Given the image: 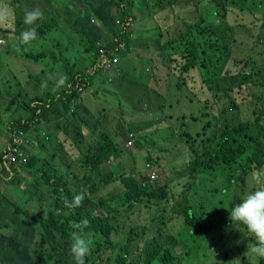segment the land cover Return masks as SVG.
Wrapping results in <instances>:
<instances>
[{"label":"trees","instance_id":"obj_1","mask_svg":"<svg viewBox=\"0 0 264 264\" xmlns=\"http://www.w3.org/2000/svg\"><path fill=\"white\" fill-rule=\"evenodd\" d=\"M43 1H48L50 6L45 13L32 0H21L15 9L16 13L19 11L24 13L25 10L37 7L43 11L44 19L33 27L36 30L37 39L44 38L50 29L60 25L56 17L57 12H64L60 1H63L65 7V0ZM187 1H192L195 6L198 2H202L200 0ZM208 1L210 3L206 4H210V6L206 12L199 14L193 23L187 22L186 30L174 38L167 37L162 41L161 48L167 53L170 60L174 61V58L178 56L181 62L175 81L173 80L172 84L168 83L167 86L159 90L145 84L139 95L135 96L140 107L137 109L138 112L143 115H158L166 105L171 107L170 96L178 97V93H180L187 98L193 97V91L186 83L188 77H193L195 72L200 74L201 83L206 87V92L198 97L200 104H204L201 113L192 117L193 122H200V128L195 131L194 128L189 130L187 123H183L185 128L178 134L179 143L183 146L179 147L178 144L173 143L171 151L166 146L156 151V153L163 152L162 157L164 156L167 162L160 168L163 169L167 166L170 169L168 172L170 177H164V179H157L161 176V172L157 171V174L153 170V172L148 171L147 174H144L138 168L137 160L141 161L145 170L148 165L153 164L155 158L150 151H147L146 154L140 153L141 158H136L134 152L129 156L127 148L123 149L118 146V141L112 144L111 142L114 140L103 131L99 134V137L102 138L99 141L101 144L97 148L93 147L98 142L88 141L85 137L87 131L93 132V127L90 126V122L84 115L85 112L78 104L81 95L78 86H82L83 89L91 86L97 87L110 77L103 70V66H97L104 55L100 51L101 49L109 57H112L119 54L120 51H127L131 48L133 40L138 36H131L129 33L133 30L136 18L134 8L146 9L147 15L150 14L151 17H154L156 13L152 10L155 11V8L161 9L162 7L163 9L172 8L177 6L178 0H85V2L69 0L66 2L68 8L73 12L70 20H68L67 14L63 13L65 19L68 20L66 23L78 35L79 43L76 42L74 47L80 49L82 53H86L89 61L77 69L74 67L78 63L75 61L71 63V69L63 72L67 77V84L63 86L65 88L55 96H50L48 93L47 98L32 96L30 102L23 105V108L30 110H28L27 118H15L7 128L11 133L18 128L27 131L30 127L37 131L36 126L39 123L49 121L56 123L61 117L65 118V121L63 123L59 121V126H57L58 137L61 138V141L55 134L44 131L42 133L44 140H39L38 146L48 152L50 142L55 149L60 150L64 143H67V139H71L72 133L76 131L79 137L83 136L87 147L79 165L85 164L92 167V170L100 171L99 177L102 181H109L118 176L126 189L123 204L130 201L132 206L124 208L126 217L122 216L120 220H117L113 214L118 210L116 205H112L109 201H97L92 194L86 193L87 190L94 192L98 187L97 183L91 182L90 175L85 174L80 178L75 170L70 168V164L69 168L64 167V170L55 168L52 162L37 159L40 165L39 169L34 167L38 174L34 180L37 184L31 182L30 189H39L38 185L42 182L51 186L44 184L47 186V190L36 192V196L40 200H42V196L49 200L48 215L41 218L36 216L33 220L36 222L41 238V241L37 243L38 248L33 245L37 264H50L49 253L47 252L44 256L41 254L44 250V241L47 242L48 248L54 252L55 257L62 256L65 259L55 258L54 264H72L74 260L70 255L71 234L73 231H78L76 225L85 220L88 223L86 227H83L82 234L90 237L93 241L90 253L85 257V264H181L180 257L191 258V264H264V258H258L249 252L248 241L241 235V227L244 226L236 223L237 226L232 227L229 220L231 208L240 202L244 194L254 190L253 188L246 189L247 177H252L254 170L259 172L264 166V140L260 141V138L264 139V56L261 51H258L257 56L259 55L260 58L249 56L242 59L245 66L235 71H232L233 67L229 68L231 69L229 71L226 68V62L223 63L217 59V52L220 55L225 54L229 48L228 43L235 40L236 30L239 27H246L249 31L252 29L263 31L264 21L260 17H264V11H260V9H264V0ZM241 1H244V6L240 5ZM113 14L119 17L117 23L115 16L111 17ZM94 16L98 18V21ZM89 18H92L93 21L96 20V24H94L96 33L87 27ZM74 23L79 27L73 25ZM29 29L31 27H26L20 21L16 25L15 32L21 33ZM196 29L199 32L198 38H196ZM160 35L161 33L156 31V35L153 37ZM0 36L6 38L7 42L13 39L8 27L0 26ZM99 37H102L103 42ZM25 55L35 60L48 57V53L44 51L33 52L31 50L25 52ZM52 56L56 61L57 59L59 62L65 61L62 53L58 55L59 58H56L54 54ZM162 58H164L163 55ZM146 61L148 65L152 63V67L156 66L152 57ZM234 62L236 63L237 60ZM217 64H221V66ZM148 65L144 66L141 73L137 74L138 77L141 74L143 77L146 76L143 80L146 82L150 77ZM50 66H45L41 72L50 76L49 81H53L59 75L54 69L55 67ZM118 68L121 71L120 66ZM116 69L113 67V70ZM122 73L126 75L123 69L116 75L119 74L118 77L124 81ZM99 75L103 77L100 81H98ZM193 79L196 78L193 77ZM114 80V76L111 77L109 84ZM200 88L202 93L204 86L201 85ZM145 89L146 92L142 94ZM131 97L133 96L131 95ZM127 99H130L129 95ZM56 103L61 106L60 109L55 105ZM19 107L20 104L16 110ZM68 107L72 112L70 117L67 115ZM193 124L196 125V123ZM167 135L175 136L173 131ZM124 136L126 139L128 138L127 134ZM29 137L34 140L33 136L29 135ZM143 140L140 142L144 143ZM137 145L140 144L136 143V148H138ZM67 152L70 154L67 147L66 150L63 148V154L66 155ZM180 153L186 154L183 164L175 162ZM111 156L116 159V166L102 172L100 165H104ZM158 156L159 154L156 158H159ZM28 165L31 166V162ZM236 168H242L243 171L240 174H229ZM200 173L215 176L219 174L218 176L230 186V198L222 217L217 215L212 208H209L208 211L204 210L201 200L195 197L194 194L197 193L195 186L198 182L193 183V178ZM184 175L187 176V180L184 179L186 180L184 187L179 193H175L177 186L182 184L181 180ZM175 177L181 182H175ZM190 188L192 189L190 194L184 198L185 192ZM76 194L84 195L83 202L77 207V215L73 209L65 207V200L71 202ZM0 198H3L1 190ZM137 201L143 202L145 211L148 209L152 211L153 215L145 216V218H147V222H154L152 227L157 228L155 233L161 241L144 243L145 229L149 226L139 222L140 216L144 215V210L133 204ZM9 205L14 209H11ZM57 210L60 213H56ZM174 215L179 217L180 224L183 222L188 226L189 232L205 236L206 242H212L217 246L218 250H215L214 253L217 261L211 262L206 259L202 261L196 258L197 247L195 244L189 246L188 239L182 235L179 238L174 237L169 233V227L165 234L167 223L173 224L174 228V223L171 220ZM2 217L4 219L1 220ZM29 217L28 210L22 206L14 205L11 202L1 204L0 201V230L6 227V224H11V228L1 234L12 237L9 240L13 243V247L9 248V251L5 249L6 246L3 242L0 243V264H35L30 259H23L22 257L25 255L18 253L22 248L28 249V246H25L27 237L18 238L19 232L29 229L28 233L34 235L35 226ZM214 218L220 220H209ZM140 230L141 234L138 232ZM246 232L248 233L247 230ZM55 234L61 237L57 241L53 240ZM168 235L170 236L167 238ZM228 235L233 246L229 247L231 254L226 250ZM250 239L254 244L256 243L251 234ZM26 245L32 246V243L28 241ZM176 247L181 249L182 256L179 257ZM236 252L237 256L234 258L232 254ZM246 254L251 258L249 259Z\"/></svg>","mask_w":264,"mask_h":264},{"label":"rangeland","instance_id":"obj_2","mask_svg":"<svg viewBox=\"0 0 264 264\" xmlns=\"http://www.w3.org/2000/svg\"><path fill=\"white\" fill-rule=\"evenodd\" d=\"M10 1L11 0H5L3 3L7 4L10 7L9 13L11 14V9L13 6L11 7ZM32 1L34 4L40 6L43 9L44 13L50 8L48 1ZM67 1L69 0H65V7L63 1H60V6L67 14L68 20H70L73 12H71V10L68 8V5L66 3ZM81 1L85 2V0ZM200 1L202 2H198L195 6L192 1L178 0L179 3L177 4V6H174L172 8L167 7L163 9L162 7L161 9L155 8V11L152 10L156 13V16L154 17H151L150 14L147 15L148 12L146 9L143 10L142 8H134L136 18L134 19V24L132 27L133 30H131V32L129 33L131 34V36H138L133 40L132 48H129V50L127 51H120L119 54L115 55L119 57V62L117 66H115L117 67V69L113 70V68H106L104 70L105 73L110 76L108 77V79L106 78V80L97 87L91 86L87 89H81V92H79L81 95L78 100V104H80V108L85 112L84 115L90 122V126L93 127V132L87 131L85 133V137L88 141L98 142L93 147L97 148L101 144V142H99L101 138L99 137V134L101 131H103L107 133L112 140H114L111 142L112 144H114L115 141H118V146L123 147V149L127 148V150H125L127 151L129 156L132 152H134L136 158H141L140 153L146 154L147 151H150L155 158V161L153 162V169H151L150 165L145 170L140 160H137L136 162L138 164V168L141 170V173L147 174L149 169L151 172H153V170H155L156 172H161V176H159L157 179L170 177V173H168L170 169H168L167 166L163 169L160 168L161 165H166L167 162L166 158L164 156L162 157L164 153L161 151H158V153H156V151L164 146H166L171 151L173 143L178 144L179 147L182 145L179 143L180 140L178 139V134L182 131L183 128H185L183 126V123H187V129L189 130L190 128H194L195 131L200 128V122H193L192 117L200 115L201 113V108H203L204 104H200L201 102L198 100V97L199 95H202L203 92H206V87L203 83H201L202 80L200 74L198 72H195L193 74V77L196 79L194 80L193 77H188L186 83L188 87H191L193 91V97L187 98L182 96L180 93H178V97H176L175 95L170 96L169 100L171 102V107L166 105L164 110L159 112L158 115H143L142 113L138 112L137 109H139L140 107L136 101L137 97L135 98V96L139 95V92L144 88L145 84H149L151 88L159 90L167 86L168 83L172 84L173 80L175 81L181 62L178 56L174 58V61L170 60L167 53L164 52L161 48L162 41H164L167 37L174 38L179 33L181 34L182 31L186 30L187 22L193 23V20H195L199 16V14L206 12L207 8L210 6V4L206 3H210V1ZM240 5L244 6V1H241ZM260 11H264V9L261 8ZM64 12H57L56 15L58 23L60 25H56L52 29H50L44 38L37 39L36 41H31V43L28 45L19 44V41L17 39L20 34L15 32V26L13 22L16 21L18 17H15L14 15H8L6 21L3 23L6 24L5 26L10 28L11 35H13L14 41L12 39L8 43L6 39V45L0 46V149H3L6 144V140L4 139L5 125L8 124V122H11L13 119L18 118L20 114H22V116L24 117L28 116L29 109L23 108V105L29 103L32 96L47 98L49 95H57V93L61 92L65 88L61 87L58 91H53L52 88L54 87L56 78L53 81H49L50 76L42 74L41 69H44L45 66L51 67L50 65H53V68L55 67L54 69L57 71L58 75H64V70L69 71L71 69V63H73L74 61L78 63V65L75 66L74 69H77L79 66L85 65L89 61L88 55L86 53H82L80 49L74 47L76 42L77 44L79 43L78 35L72 29H70V27L66 23L68 20L65 19V14H63ZM113 16H115V22L117 23V19H119L118 15H111V17ZM94 18L96 17L94 16ZM96 19L98 21V18ZM260 19L264 21L263 16H261ZM38 22L39 20H37L35 24L32 25H36L38 24ZM94 24H96V20L94 19L93 21L92 18H89L87 27L93 33H96V27ZM73 25L78 26L76 23H74ZM196 30V38H198L199 32L198 29ZM156 31L160 32L161 35L158 37H153V35H156ZM99 39L103 42L102 37H99ZM263 42L264 29L263 31L258 29H252L251 31H249L246 27H239L236 30L235 40H232L230 43H228L229 48L225 52V54L220 55V53L217 52V59L222 61L223 63L226 62V68L229 71H231V69H229L231 67H233L232 71L238 70L240 67L245 66L242 59L249 56L255 57L257 56L258 51H261L263 53L262 56H264ZM31 50L33 52H47L48 57L40 58L38 60L28 58L25 55V52H30ZM100 51L104 54L102 55L103 58L108 57L112 59L113 57H115H109L102 49ZM60 53L63 54V57L65 59V61L63 62H59L58 59L56 61L52 56V54H54L56 58H59L58 55H60ZM162 55L164 56V58H162ZM150 57L155 60L156 66L152 67V63L148 65L146 60H148ZM257 57L260 58L259 55ZM235 60H237L236 63L234 62ZM147 65L148 69L150 70V77L147 80L148 82L143 81L145 80L146 76L143 77V75L141 74L138 77L137 75L138 73H141V69ZM217 65L221 66V64ZM118 66H120V72H122V69L126 72V75L122 73L124 75V81H122V78L118 77L119 74L114 76L115 72H119ZM113 76L115 80L113 83L109 84V81H111V77ZM101 79H103V77L99 75L98 81H100ZM44 81H47V84L49 83L47 90H42L41 88V84ZM201 85L204 86L202 93L200 88ZM145 92L146 89L142 94H144ZM128 95L130 99H127ZM131 95L133 97H131ZM18 104H20V107L16 110ZM55 105L58 107V109L61 108L58 103H56ZM67 115L68 117L72 116V112L69 107ZM181 115L182 117H180ZM59 121L63 123L65 121V118L61 117V119H59L56 123L55 121L39 123L36 126V128L38 129L37 131L35 128L31 129V127L27 131L23 130V132L27 136L30 135L34 137V142L31 141V144H29L28 147L29 150H27V154L31 159V166L27 165L28 168L36 166L38 167L37 169H39L40 165L37 159L40 158L52 162L55 165L54 167H57L58 169H64V167L67 169L69 168L70 164V168H73L80 178H82L85 174H88L91 177V182L95 181L100 176L101 172L92 170V167L90 168L85 164L81 166L79 165L83 160L84 153L86 152L87 147L86 143L84 142L83 136L79 137L76 131L72 133L71 139L68 138L67 143H64V145L69 149L70 154L68 152L66 153V155L63 154V148L64 150H66V147L64 145L63 148L61 147L60 150H57L53 147L52 143L49 142L48 152H45L40 146L36 145V143L38 144L39 140L43 139L42 133L44 131H49L55 134L56 137L61 141V138L58 137L59 133H57V126H59ZM193 123H196V125H194ZM171 131L174 132V137L167 135ZM130 132H132L133 135L136 136L137 140L132 136L134 141L130 138L128 141H130L131 143L127 146V139L124 135ZM142 140L144 143H141ZM262 140L264 139L260 138V141ZM50 141L53 142V140ZM136 143L140 144L137 145L138 148L135 147ZM157 154H159V158H156ZM185 156L186 154L184 153L178 154L177 160L175 162L183 164ZM115 160L116 159L111 156L108 161H105L104 165H100L101 171L104 172L105 170L114 168L117 164ZM31 171H29L28 169L22 170V168L18 170L20 176L22 174L25 175V180L34 181V168H31ZM257 173H259L260 175L258 176ZM254 177H256L257 179H254ZM186 178L187 176L184 175L181 182L175 177L174 181H179L184 185V182L187 180ZM193 180V183L198 182L195 186L197 193L194 195L197 199L201 200L204 206V210L208 211L209 208H212L214 211H216L217 215L222 217L230 198V186H228V184L223 181L221 177L207 175L206 173H200L195 178H193ZM247 180V190L249 188H253L255 190L260 186L263 187L264 166L259 172L257 170H254L252 177L248 176ZM2 181L3 180H1L0 183ZM7 181H10L13 185H15V187L11 192H7L8 187L5 184H0V190L2 191L3 196V198H0L1 204H7L11 202L14 205L22 206L23 201L18 202L21 197L16 198V191L18 190V187L19 190L25 189L26 187L24 183H18L16 180L11 181V179ZM33 183L35 185L37 184V182ZM44 184L51 187L49 184L42 182L38 185L43 186L42 191L47 190V186H44ZM22 186H24V188H21ZM178 190L179 187L177 186L176 191ZM191 190L192 189L190 188L185 192L184 198L188 197ZM123 191L124 185L122 181L117 179L115 182H109L103 186H100L93 193V196H95L96 198L106 196L107 198H111L113 204L119 205V202L123 197ZM19 192L20 191H18L17 193ZM25 194L27 195V193L22 194L21 199H24L26 197ZM41 201L48 202V200H46L44 196H42ZM41 201H37V199H35L32 201V203L33 205H36L37 203L40 204ZM48 207L49 204H46L45 208L42 207L41 209L45 212H48ZM10 208L14 209L12 207ZM36 211H40V209L37 208ZM121 211L123 212V216L126 217L124 209H122ZM38 214L39 213H37V215ZM2 219L4 218L2 217L1 220ZM171 220L174 223V228L173 224L167 223V228L165 226V234H167V230L169 227V233L174 237L179 238V236L182 235L184 238L188 239L189 246H193L195 244V246L197 247L196 258H199L202 261L204 259L211 262L217 261V259L214 257V253L215 250H218V248L214 243L206 242L205 236H198L197 234H192V232H189V228L187 225H185L183 222L182 224H180L181 222H179V217L177 215H174ZM209 220L218 221L220 219L214 218ZM145 221L147 220H143V222ZM10 228L11 224H6V227L0 230V234L6 233ZM28 231L29 229H24V231L21 230L18 234V238L24 239L25 237H27L26 244H28L29 241L32 243V246L26 245L24 243L25 246H28V249L25 250V248H22L18 253L25 255L22 257L23 259H30V261H33L35 264H37V256L35 257V247H33V245L38 248L37 243L38 241H41V238L39 236L40 231L36 228V226L34 235L33 233H28ZM138 232L139 234H141L142 231L140 230ZM241 235L246 237V240L248 241V248L250 249L254 244L252 239H250V233H247L245 228L241 227ZM169 236L170 235L166 237L168 238ZM10 238L12 237L1 234L0 243L3 242V244L6 246L5 249L7 251H9V248L13 247V243L9 240ZM60 238L61 237L58 234H55L53 240L57 241ZM143 240L144 243H156L161 241L152 227L146 229ZM228 242L230 244L229 246H227L226 250L230 253L231 249L229 251V247L231 248L233 246L232 240L229 235ZM43 243L44 250L41 252V254L44 256L47 254V252L49 253L50 264H54L53 260L55 258L65 260L64 258H62V256L55 257L54 252L48 248L47 242L44 241ZM176 252L178 253L179 257L182 256V254H180V252L182 251L179 247H176ZM232 255L235 258L237 256V252ZM246 256L249 259L251 258V256L248 254H246ZM1 259H3V257H1ZM180 261L181 264H191L192 259L188 257H180ZM72 264H75V262H72Z\"/></svg>","mask_w":264,"mask_h":264},{"label":"clouds","instance_id":"obj_3","mask_svg":"<svg viewBox=\"0 0 264 264\" xmlns=\"http://www.w3.org/2000/svg\"><path fill=\"white\" fill-rule=\"evenodd\" d=\"M4 1L5 0H0V26L1 27H7V26H5L6 24H3L6 21L7 16L8 15H14L15 17H18V19L13 22V24L15 26L14 30H16V25L20 21H22L23 25H25L26 27H31V29H29V30L23 31L21 33L18 32L20 34V36L17 38L19 41V44L28 45L31 43V41L37 39L36 30H35V28H33L34 25H32V24H35V22L37 20H39L38 24L42 22V20L44 19L43 11L37 7V8H34L32 10H25L24 13H22L21 11L16 13L15 9L20 4L21 0H11L10 4H11V7L12 6L13 7L11 9L12 13L10 14L9 13L10 7L7 4L3 3ZM11 37L13 38V35H11ZM13 40H14V38H13ZM0 41H1L0 46L6 45V38L0 36ZM130 47L132 48V46H130ZM115 58H117V61L115 62L113 67L117 66V63L119 62V57L115 56ZM106 59L112 60L111 58H108V57H106ZM103 60H104V58L102 57L101 62L98 63L97 66H103V70H105L106 67H105V63L103 62ZM117 73L118 72H115L114 76ZM66 84H67V77L64 75H59L55 79L54 87L52 88V90L58 91L61 87L66 86ZM41 88H42V90L48 89L47 81L42 82ZM81 89H83V87L78 86L79 92H81L80 91ZM18 117L27 118V116L24 117V116H22V114H20ZM9 123L10 122H8V124H6L4 127V131L8 132V134H9V140L5 144L4 148L0 149V181L3 180L0 184H5L8 187L7 192H11L13 190V188L15 187V185H13L10 181H7V180L11 179V181L16 180L18 183L19 182L24 183V185L26 187L25 189L19 190V187L17 186L18 190L16 191V198H20V197L22 198V194L27 193V195L25 194L26 197L24 199L20 198L18 202L23 201L22 207L28 210V212L30 214L29 218L32 219L33 226H36V222L33 221L36 218V216H40V218H41V217L48 215L47 212H45L41 208L42 207L45 208V205L49 204V200L46 199V200H48V202H43L36 196V192H41L43 186H39V189H36V190H32V188L30 189L29 184L31 182L33 183L34 181L25 180L24 179L25 175L22 174L20 176L19 172H18V170L21 168H22V170L28 169L29 171H31V168L35 167V166H33L31 168H28V166H29L28 163L31 162V159L29 158V156L27 154V150H29L28 149L29 144H31V141L34 142V140L31 137L27 136L23 132V130L20 128L14 130L11 133L9 131V129L7 128ZM20 131L22 132V134H20ZM127 136H128V138H127L126 144L130 138L133 139L132 136L135 137V135H133L132 132L128 133ZM133 141H134V139H133ZM36 145L38 146L37 143H36ZM128 145L129 144H127V146ZM12 146L17 147L23 153L22 156L19 157L18 155H16V158L14 160H10L7 156V153H8L9 148ZM23 156H25V160L22 159ZM151 169H153V164L151 165ZM34 171L35 172H33V173H34V180H35V176L38 174H37V171L35 170V168H34ZM242 171H243L242 168H236L234 171H230L229 174H240ZM207 175H212V174H207ZM218 175H216V176H218ZM257 175L259 176L260 174L257 173ZM5 176H6V178H5ZM117 179L120 180V178H118V176H117V177H115L109 181H101V178L98 177L93 182L97 183V185H98L97 189H98L100 186H103L109 182H115ZM21 188H24V186H22ZM125 190L126 189L124 188V191L122 193L123 197H124ZM18 191H20V192L17 193ZM94 192H91L88 190L86 191L87 194H92V195ZM123 197L120 200L119 205H116V204L112 203L111 198H107L106 196H101V197L96 198L94 196V198L97 201H99V200L109 201L112 205L117 206L118 210L113 212L114 216L117 217V220H120V218L123 216V212L121 211L122 209L131 208V206H132L131 205L132 202H130V201H127L123 204V199H124ZM35 199H37V201H41V203L40 204L37 203L36 205H33L32 201ZM83 200H84L83 194H76L73 196V199L71 202L65 200V207H67L70 210L73 209L74 213L76 214L77 207H79L81 205ZM133 204H136L137 208H142V209L144 208V204L141 201L134 202ZM37 208H39L40 211H36ZM143 210H144V215L142 214L140 216L139 222L148 224L149 227H152L154 225V222H152V221L151 222L150 221L149 222H147V221L143 222V220H145V219L147 220V218H145V216L147 217L149 215H153L152 211L150 209H148L147 211H145V209H143ZM37 213H39V214L37 215ZM56 213H60V211L57 210ZM21 215H23V214H21ZM229 220L232 223L231 226H236L237 225L236 223H238L240 225H243L246 228L248 233H250L255 238V241H256V243L253 244L252 247L249 249V252L258 258H264V187L256 188L255 190H252V191L244 194L241 197L240 202L235 204L231 208V211L229 212ZM87 223L88 222L86 220L81 221L80 224L76 225V228L79 230L73 231L71 234L70 254H71L75 264H85V257L90 253V246L93 243V241L91 240L90 237H86L85 235L82 234L83 227H86ZM36 228L38 229V227H36ZM146 229H145V231H146ZM153 230L155 231L156 229L153 228ZM227 244L229 246L230 243L227 242Z\"/></svg>","mask_w":264,"mask_h":264},{"label":"built area","instance_id":"obj_4","mask_svg":"<svg viewBox=\"0 0 264 264\" xmlns=\"http://www.w3.org/2000/svg\"><path fill=\"white\" fill-rule=\"evenodd\" d=\"M116 61H117V58H115V57L112 60H108L106 58H104V60H103V62L105 63V67L108 69H111L114 66ZM20 134H22L21 131H20ZM130 143H131L130 141L127 142V144H130ZM22 154L23 153L17 147L12 146L9 148L7 156L10 160H14L16 158V155H18L20 157V156H22ZM22 159L25 160V156H23Z\"/></svg>","mask_w":264,"mask_h":264},{"label":"crops","instance_id":"obj_5","mask_svg":"<svg viewBox=\"0 0 264 264\" xmlns=\"http://www.w3.org/2000/svg\"><path fill=\"white\" fill-rule=\"evenodd\" d=\"M4 136H5L4 139L6 140V143H7V141L9 140L8 132H5Z\"/></svg>","mask_w":264,"mask_h":264},{"label":"bare ground","instance_id":"obj_6","mask_svg":"<svg viewBox=\"0 0 264 264\" xmlns=\"http://www.w3.org/2000/svg\"><path fill=\"white\" fill-rule=\"evenodd\" d=\"M148 166H150V165H148ZM148 168V167H147ZM149 171H150V169H149ZM151 172V171H150ZM183 187H184V185H183V183L179 186V190L178 191H176V193H179V191L181 190V189H183Z\"/></svg>","mask_w":264,"mask_h":264}]
</instances>
